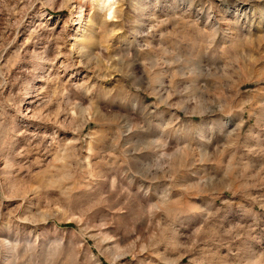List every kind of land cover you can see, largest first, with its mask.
Wrapping results in <instances>:
<instances>
[{
    "label": "rangeland",
    "instance_id": "374dc122",
    "mask_svg": "<svg viewBox=\"0 0 264 264\" xmlns=\"http://www.w3.org/2000/svg\"><path fill=\"white\" fill-rule=\"evenodd\" d=\"M0 264H264V0H0Z\"/></svg>",
    "mask_w": 264,
    "mask_h": 264
}]
</instances>
